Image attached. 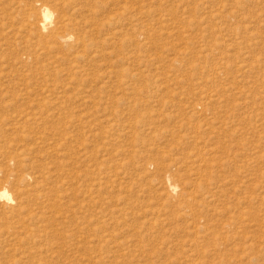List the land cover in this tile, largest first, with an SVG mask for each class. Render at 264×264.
I'll use <instances>...</instances> for the list:
<instances>
[{"label": "rangeland", "instance_id": "374dc122", "mask_svg": "<svg viewBox=\"0 0 264 264\" xmlns=\"http://www.w3.org/2000/svg\"><path fill=\"white\" fill-rule=\"evenodd\" d=\"M1 188L0 264H264V0H0Z\"/></svg>", "mask_w": 264, "mask_h": 264}, {"label": "bare ground", "instance_id": "6f19581e", "mask_svg": "<svg viewBox=\"0 0 264 264\" xmlns=\"http://www.w3.org/2000/svg\"><path fill=\"white\" fill-rule=\"evenodd\" d=\"M51 15H52V12H51V10L47 7V6H44V7H42V9H41V20H40V22L39 23H37V25H36V27L40 30V31H44V32H46V31H48V28H50L51 26H49V24H50V21H51ZM51 25V24H50ZM59 40H60V42L64 45V47L65 46H67L68 44V41H69V38H67V37H60L59 38ZM62 45V46H63ZM176 188V186L174 185H170V189L171 190H174ZM0 198L1 199H5V200H7V201H9L10 200V196H9V194H8V192H7V190L6 189H4V188H1L0 189ZM12 200V199H11Z\"/></svg>", "mask_w": 264, "mask_h": 264}]
</instances>
